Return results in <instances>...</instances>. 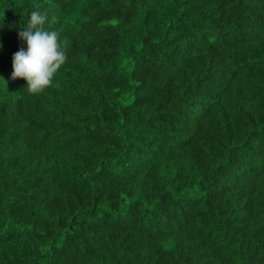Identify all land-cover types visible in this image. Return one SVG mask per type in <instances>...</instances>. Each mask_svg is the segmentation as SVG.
Wrapping results in <instances>:
<instances>
[{
  "label": "trees",
  "instance_id": "16d2710c",
  "mask_svg": "<svg viewBox=\"0 0 264 264\" xmlns=\"http://www.w3.org/2000/svg\"><path fill=\"white\" fill-rule=\"evenodd\" d=\"M0 45V264H264V0H0Z\"/></svg>",
  "mask_w": 264,
  "mask_h": 264
},
{
  "label": "clouds",
  "instance_id": "9594fccd",
  "mask_svg": "<svg viewBox=\"0 0 264 264\" xmlns=\"http://www.w3.org/2000/svg\"><path fill=\"white\" fill-rule=\"evenodd\" d=\"M46 23H50L48 13L37 6L19 32L27 50L21 49L12 60V80L23 79L34 94L53 83L54 74L68 59L67 41L60 39V30L45 28Z\"/></svg>",
  "mask_w": 264,
  "mask_h": 264
}]
</instances>
